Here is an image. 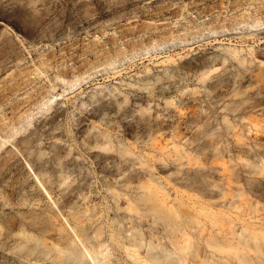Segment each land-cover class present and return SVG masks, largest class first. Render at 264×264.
<instances>
[{"label":"rangeland","instance_id":"rangeland-1","mask_svg":"<svg viewBox=\"0 0 264 264\" xmlns=\"http://www.w3.org/2000/svg\"><path fill=\"white\" fill-rule=\"evenodd\" d=\"M58 216L89 264H264V0H0V264Z\"/></svg>","mask_w":264,"mask_h":264},{"label":"bare ground","instance_id":"bare-ground-1","mask_svg":"<svg viewBox=\"0 0 264 264\" xmlns=\"http://www.w3.org/2000/svg\"><path fill=\"white\" fill-rule=\"evenodd\" d=\"M261 215V213H260ZM254 218H260V216H254ZM54 224L59 226L61 230H56L55 234L63 238L68 239L71 242L69 247H58L53 244H47L43 240H35V243L28 245L26 235L18 232L13 234L8 240V243L22 244L23 249L20 254V261L23 264H89V257L96 256V249L89 246L87 243L88 236L86 229L92 226V222L79 223L75 221L70 223L62 216H58L54 220ZM186 240V238H184ZM188 245L183 243L177 245L176 249L181 258L185 259V250ZM215 249L210 245H205L202 253V258L207 256H215ZM149 258H153L155 254L148 251ZM191 261L184 264H193ZM106 264H116L114 261H110Z\"/></svg>","mask_w":264,"mask_h":264}]
</instances>
